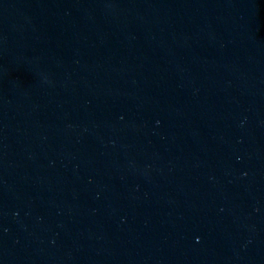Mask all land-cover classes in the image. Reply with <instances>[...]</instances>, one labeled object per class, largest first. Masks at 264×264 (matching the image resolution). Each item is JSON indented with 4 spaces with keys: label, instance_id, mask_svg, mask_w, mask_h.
Masks as SVG:
<instances>
[{
    "label": "water",
    "instance_id": "95a60500",
    "mask_svg": "<svg viewBox=\"0 0 264 264\" xmlns=\"http://www.w3.org/2000/svg\"><path fill=\"white\" fill-rule=\"evenodd\" d=\"M0 264H264V0H0Z\"/></svg>",
    "mask_w": 264,
    "mask_h": 264
}]
</instances>
